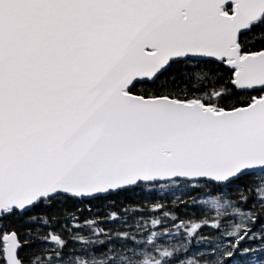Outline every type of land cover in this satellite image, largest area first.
I'll return each instance as SVG.
<instances>
[{
	"label": "snow or ice",
	"instance_id": "snow-or-ice-1",
	"mask_svg": "<svg viewBox=\"0 0 264 264\" xmlns=\"http://www.w3.org/2000/svg\"><path fill=\"white\" fill-rule=\"evenodd\" d=\"M0 264H264V0H0Z\"/></svg>",
	"mask_w": 264,
	"mask_h": 264
},
{
	"label": "trees",
	"instance_id": "trees-1",
	"mask_svg": "<svg viewBox=\"0 0 264 264\" xmlns=\"http://www.w3.org/2000/svg\"><path fill=\"white\" fill-rule=\"evenodd\" d=\"M93 210L95 211L96 209L94 208Z\"/></svg>",
	"mask_w": 264,
	"mask_h": 264
}]
</instances>
